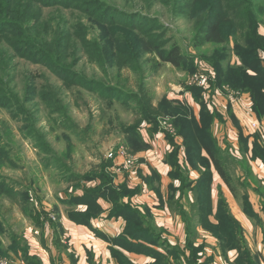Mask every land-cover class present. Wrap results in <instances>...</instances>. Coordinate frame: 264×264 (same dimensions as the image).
<instances>
[{
  "label": "rangeland",
  "instance_id": "obj_1",
  "mask_svg": "<svg viewBox=\"0 0 264 264\" xmlns=\"http://www.w3.org/2000/svg\"><path fill=\"white\" fill-rule=\"evenodd\" d=\"M95 2H99V5L89 12H96L102 4H108L129 14H137L138 17L126 18V22L136 24L138 28H135V31L141 33L139 36L143 35L146 39L152 36L162 48L168 49L172 44H177L184 57L181 66L176 68L169 63L160 62L154 54L129 52L130 46L134 43L133 40L120 43L112 57H106L105 61L99 65L94 60L100 54L95 42L99 41L104 33H109L112 37L111 34L115 32L113 35L123 40H128L130 36L121 25L102 29L98 23V13L86 15L80 12V10H91V5ZM220 2L221 9L209 5L207 0L203 2L196 0H0V184L6 183L8 190L16 194H3L8 192L0 191V220L5 228V231L0 233V239L4 246L10 242V232L21 235L24 240L26 235L31 242H39L40 239L41 229L33 223L34 220L28 212L25 214L21 210L19 196L21 191H27L30 206H34L41 212V219L52 216L57 220V215L52 210L53 199L56 200L57 196L69 189L70 183H73L68 181L70 170L82 174L98 168L102 160H107L105 155L110 148L116 150L122 147L126 153L136 156L124 142V134H126L124 129L136 118L133 110L117 99L116 95L111 96L110 100L102 97L106 96L107 92L103 85H115L117 80L122 79V75L127 76L128 80L133 78L130 69L132 70L131 66H135V61L140 62L146 70L147 85L154 103L162 97L178 100L183 105L194 108L193 114L197 117L200 104L194 99L189 88L199 87L201 101L206 103L203 100V93L204 97L208 92H211L213 96L218 93L219 103L223 102L226 106L225 100L229 98L224 97L221 91L216 89L221 86L215 83L216 72L209 58L222 52L224 48L229 51L228 53L234 50L239 39V29L236 28L234 21L238 19L240 13L251 6L252 10L248 13L249 19L246 23L255 22L251 14L256 13L258 33L264 37V21L258 23L261 16L260 10H257V7L264 2L262 0H221ZM204 3L205 7H203ZM209 8L211 20H217L220 10L227 18L221 24L226 42L218 45L202 43L196 46L197 28L203 21L205 22L203 17ZM120 18L113 14L109 16L110 21L125 20ZM242 21L240 24L243 28L245 20ZM27 36L38 38L35 41L45 50L32 47L26 40ZM50 51L52 56H58L57 60L49 59ZM259 54L264 59V51L260 50ZM232 58H234L232 62L238 60L240 63L236 52L232 53ZM121 60L125 63L120 65L122 70L119 71L116 65H119ZM200 73L207 77L204 87L197 86L194 82L195 75ZM247 94L252 102L250 94ZM214 103L216 104V101ZM208 106L210 112L217 110L222 115L219 109H215L213 102H208ZM226 108L227 106L222 110L225 111ZM163 119L166 123L158 124L157 131L153 135L161 133L166 138L171 136L173 143L169 141V145L173 149L183 145L181 149L183 155L180 157L183 161L185 152L183 137L177 133L170 116H164ZM219 120L214 118L211 124L213 135L218 139L222 138L223 134L221 126L217 127ZM247 124L248 129L245 126L246 133H244L247 138L251 137L253 140L258 135L256 131L258 125L254 122L249 125L248 120ZM87 125L90 126L89 131L82 134V128ZM146 125L149 126L147 123H141L139 132L141 134L143 132L144 136H152ZM250 151L251 145L248 144L246 154ZM139 154L141 156H136L137 159L141 157V162L150 164L146 155ZM242 154L244 155L245 152L242 151ZM48 156H52L51 162L54 163L45 166V158ZM57 157L59 161L56 160V162ZM108 160H111L113 164L114 160ZM134 162L131 168L121 166V170H136L140 163H136V160ZM230 165L234 166V175L240 171L241 166L238 163L231 162ZM192 170L194 168L191 167ZM256 171L262 176L258 169ZM187 172L193 187L196 178L194 179V175ZM168 173H166L167 176H169ZM170 179L172 182L176 180L172 177ZM177 181L180 184V181ZM246 181L248 186L253 185L250 175H247ZM211 184H216L213 182V174L210 186ZM213 190L215 198H218L220 194L224 196L219 185L216 187L214 185ZM187 194L184 200L194 202V190L191 188ZM233 198L234 202L230 203V212L239 224H242L250 247L256 252L260 249L259 252L264 255V230L245 216L241 207L242 199L234 196ZM251 198L257 205V195L254 193ZM61 207L63 206L60 204ZM186 207L185 218L178 211L169 208L170 212L184 219L185 226V238L180 240V245H174L183 248L187 254H190L192 246L200 249L197 259L206 261L207 264H231L236 256L229 260L230 256L227 253L231 250L226 253L221 252L214 235V239L211 240L202 236L201 240L195 241L199 234L196 230L198 226L203 230L199 220L195 222L196 219H194L197 212L196 199L195 204L189 201ZM189 212L194 214V217H191ZM152 219L153 217H150L151 223H153ZM46 224L45 227L52 229L49 222ZM174 229L178 232L177 228ZM159 230L162 235L168 236L165 229ZM174 236L179 240L176 235ZM44 248L47 249V247ZM0 257H6L11 264H21L18 261L22 260L20 255L12 252L6 255L0 254Z\"/></svg>",
  "mask_w": 264,
  "mask_h": 264
},
{
  "label": "trees",
  "instance_id": "obj_2",
  "mask_svg": "<svg viewBox=\"0 0 264 264\" xmlns=\"http://www.w3.org/2000/svg\"><path fill=\"white\" fill-rule=\"evenodd\" d=\"M196 1L203 2L204 0ZM207 1L209 5H214V8H222L221 0ZM262 1L264 2V0ZM98 3L99 2H95L92 4L91 10H80V12L86 15L98 13L97 19L102 29L121 25L130 36L128 40H123L113 35L115 32L111 34L112 37L109 36V33H104L99 41L95 42V46L100 54L99 57L94 58V60L99 65L102 64V61H105L106 57H112L115 48L118 47L120 43L133 40L134 43L130 46L129 52H135V54L139 52V54L145 53L147 55L154 54L160 62L169 63L176 68L181 66L184 57L177 44H172L168 49H165L162 48L161 44L157 43V40L152 36L148 39L143 38V35L139 36L141 33L135 31V28H138L136 24L126 22L131 16L138 17L137 14H129L126 11H121L108 4H102V6L97 8L96 12H89L92 11V9H96L99 5ZM203 7H205V3ZM250 10H252V6L240 13L238 19L234 21L236 28L239 29V39L237 40L238 42L234 50L228 53L229 51L224 48L221 50L222 52L218 51L219 53L210 56L209 60L215 68L216 85H228L233 90L249 93L252 98V110L257 115H263L264 59L260 57L259 53L260 50L264 51V37L258 33L256 13L251 14L255 22L251 24H248V22L246 23L247 19H249L248 13ZM257 10H260L261 16V20L258 21V23H262L264 21V18L262 19V17H264V4H260ZM210 12L211 9L209 8L203 17L205 22L203 21V24L201 23V26L197 28L195 36L196 46L202 43L218 45L226 42V36L221 29V24L222 21L227 18L223 16L220 10L217 20H211ZM111 14L120 16V19L125 18V20L110 21L109 16ZM144 19L151 20L150 18ZM242 20H245L243 28L240 24ZM18 25H20V21H18ZM37 39L33 36L26 37V40L32 47L44 49L35 41ZM233 52L238 54L240 63L231 64ZM104 54L105 56H103ZM57 57V55L52 56L51 51L49 52V59L51 61H53V59L57 60ZM124 63L125 61L121 60L119 65H116L118 67L117 70H122V66L120 65ZM134 64V67L131 66L132 70L130 69L133 78L128 80L127 76L124 77L122 75V79L117 80V85H103L107 92L106 96L103 95L102 97H106L110 100L112 99L111 96L113 97L116 95L117 99L129 105L135 114V120L124 129L126 130V134H124L126 146L134 153L146 150L149 144L144 141L142 134L139 132L140 124H149L147 127L148 132L153 135L157 131L156 129L158 128L159 121L163 119L164 116H170L177 133L183 137V144L185 147V158L182 164H180L178 160L177 146L165 156V161L172 167L168 173L169 176L180 181L176 189L171 188L172 192L179 190L181 195L186 189L192 188L194 190V196L197 201V218H194L196 219L195 222L199 220L202 228L217 238L221 252L226 253L229 250L236 249L237 256L231 264H260L258 254H252L243 240L241 234L242 227L230 212V208L223 195L220 194L218 196L216 209L213 214L215 221L212 222L209 220V216L212 212L210 203V180L213 168L226 184L231 194L236 198L240 197L242 199L241 207L246 216L257 223V225H262L259 214L254 210L249 200L246 179H242L241 176L237 174L234 175L233 166L230 165L231 162L233 163V160L228 161L226 156L225 158L223 157L217 138L213 135L211 127L212 120L214 118L222 120V115L217 111L210 112L208 110L206 103L200 99L199 87L189 88L194 95V99L200 104L199 117L193 114V109L191 107L183 105L178 100H170L167 97H162L157 103H154L153 96L147 85L146 70L142 67L140 62L138 63L135 61ZM57 65L59 66V64ZM89 129V125L82 128V134H86ZM257 138L258 137L255 136L252 141L250 158L254 159L260 157L264 161V146L258 142ZM167 139L173 143V138L171 136H168ZM247 141V136L239 131V148L241 152H247ZM51 159L52 156L45 158V166L54 163L51 162ZM56 160L59 161V158L57 157L55 161ZM110 165H112L111 160L104 159L100 162L98 168L82 174L70 170L68 173L70 177L68 181L73 182L70 183L72 185V193L65 191L67 197L64 199L60 198V201L72 206L84 204L86 208L85 210L68 211V217L76 223L89 225L90 220L96 217L102 210L97 202V199L102 197L111 202L109 216H123L125 218V224L118 239L125 244L126 247L134 249L137 252L146 253L154 258L152 264H207L206 261L203 262L197 259V253L200 249L198 250L192 246L190 254H187L183 248L167 244V240L162 237L161 230L150 222V213L147 211L142 213L131 205L129 201H124L125 196L129 199L139 190L137 187L129 189L125 184H121L117 188L114 187L112 184V175L107 172ZM189 167L196 169L199 173L193 187H191V180L188 177L187 171H189ZM247 171L248 175H251L248 168ZM185 172L187 173L185 174ZM93 180H98L99 183L93 186L86 185L87 181ZM172 185L173 184H170L169 186ZM8 189L6 183L0 184V191L2 193L8 192L3 194H14L12 190ZM76 189H81L82 193L75 195L73 191ZM11 191L12 193H10ZM19 196L21 210L25 214L28 212V215L33 218V223L37 227H43L44 224L49 222V224L54 227V232L56 234L55 242H59L57 236L59 224L56 218L50 216L41 219V212L36 210L34 206H30L27 191H21ZM166 203L168 208L173 209V211H178L183 215V218L186 217L187 213L182 206L174 200L173 193L168 195ZM262 209L264 211V207ZM31 213L33 215H31ZM4 231V224L0 220V233ZM9 239L10 243L7 246H4L0 239V254L6 255L8 252L14 254L20 253V256L26 264H42L36 255L29 254V246L20 235L10 232ZM190 245H192V243ZM158 247L166 249L165 252H160L157 249ZM111 253L118 264H131L130 260L121 251L112 249Z\"/></svg>",
  "mask_w": 264,
  "mask_h": 264
},
{
  "label": "crops",
  "instance_id": "obj_3",
  "mask_svg": "<svg viewBox=\"0 0 264 264\" xmlns=\"http://www.w3.org/2000/svg\"><path fill=\"white\" fill-rule=\"evenodd\" d=\"M233 59L234 58H231V64L238 63V60L236 58L235 59L237 60V62H232ZM216 89H219L224 97L229 98L225 100L227 101V108L225 111L222 109L226 106L223 104V102L219 103L218 101V93L213 96L211 95V92H208L205 97L203 93V100L206 101L207 106L208 102H213V104L215 105V109H219V111L222 112V120L218 121L219 124L217 126H221V131L223 133L221 136L222 138H217L218 145L221 149V154L224 158L226 156L228 158V161L233 160V163L236 162L241 166L240 171H237L236 174L238 176H241L242 179H246L248 175L247 168L250 170L251 181L253 180L251 183L253 185L248 186L247 184V192L254 210L259 214L261 218L262 225H260L259 228L261 230H264V211L262 209L264 207V161L260 157L251 159V152L249 154L245 153L243 155L239 148V131L246 135L245 126L248 129L247 120L249 125H251V122H254L258 125V127L256 128V131L258 132L257 139L258 142L262 146H264V114L257 115L251 109L252 102L247 92L233 90L228 85H223ZM214 101H216V104L214 103ZM195 105L198 107L196 102ZM192 109L194 111V108ZM249 112L250 114H248ZM146 127L148 126L146 125ZM142 137L144 141L149 144V147L146 150L138 151L137 153H135V155L138 157L141 156L139 153H141L142 155L144 154V156L146 155L148 163L150 164H146V162L143 163L141 162V157L137 159L136 156H134L137 163H140L137 166L138 168L136 170H121L120 163L122 162V158L119 157L116 161L113 162L112 165L109 166L107 172L112 175V184L114 187L117 188L121 184H125L129 189L137 187L139 191L133 194L129 199L127 196H125L124 201H129L131 205L140 210L142 213L146 211L149 212L150 216L153 217L152 222L156 223L155 226L157 228L159 227V229H165L166 233L168 232V236L162 235V237L167 240V243L171 245H180V240L185 238L186 235L185 226L183 223L184 219H182L181 216L180 218L178 214L170 212L166 203L167 197L168 195L173 193L174 200L180 206H182L186 213V205L189 204V201L191 204H195V199L194 202L193 200H184V197L186 196L185 194H187V191H190V189H186L181 195L179 190H175L174 192H172L171 190V188L176 189L179 184L177 179L172 182V179H170V177L166 175V173L172 169V167L165 161L166 154L173 149L169 145L170 142L168 141V139L161 133L152 136H144L142 132ZM252 141L253 140L251 137L248 138L249 145H252ZM182 146L183 145L178 146V160L180 164L183 163V161L180 160V157H182L183 155V151H181ZM256 169H258L262 176L257 174ZM189 173L190 175H194V179L199 175L196 169L191 171L190 167ZM212 174L213 182L216 184H211L210 186V203L212 212L209 216V220L214 222V208L216 207L218 200V198H215L214 195V185L215 187L219 185V188L222 190V192H224V197L230 209V203L234 202V198L226 184L213 168ZM96 183H99V181H88L86 185L93 186ZM170 184L173 185L169 186ZM66 191L72 193L71 184L69 185V189H67ZM73 192L75 195L82 193L81 190L77 189ZM254 193L257 195V205L253 203L251 198V195H254ZM66 197L67 195L64 190L62 194L57 196L56 200L53 199L52 210L57 215V222L59 224L57 228V236H59V242H55L56 234L54 230H52L53 227L51 226L52 229H50L48 227H45V225L47 224H44L43 227H39L41 229L39 242H31L29 238L24 235V242L29 246V254L36 255L40 259L42 264H118L117 260L112 256L111 253V250L115 249L121 251L130 260L131 264H152L154 258L147 255L146 253L137 252L134 249L126 247L125 244H123L118 239V236L123 230L125 218L123 216L111 217L108 215L111 208L110 201L102 197H99L97 199V202L101 206L102 210L96 217L90 220V224L88 225L76 223L75 221H72L67 215L68 211L85 210L86 205L78 204L76 206H72L66 203L64 204L60 201V198L64 199ZM60 204L63 207L60 208ZM57 206L59 210L57 209ZM190 215L191 217H194V214L190 213ZM194 218H197V214ZM174 228H177L178 232H176ZM48 229L50 230L48 231ZM243 229L244 228H242L241 234L248 249L252 254H258L260 264H264V255L259 252L260 249L256 252V250H253L250 247ZM196 230L199 234L198 236H196L195 241L201 240L202 236L209 240L214 239L213 235H211L207 231L206 233L205 231H203L204 229H201V227L198 226ZM174 235H176L179 240L176 239ZM20 237L22 238L21 235ZM44 247H47V249H45ZM157 249L162 253H164L166 250L159 247ZM227 254L228 256H230L229 260H232L234 259L233 257L237 256V251L236 249H232ZM15 255H20V253ZM18 262H20L21 264H26L23 259Z\"/></svg>",
  "mask_w": 264,
  "mask_h": 264
},
{
  "label": "built area",
  "instance_id": "obj_4",
  "mask_svg": "<svg viewBox=\"0 0 264 264\" xmlns=\"http://www.w3.org/2000/svg\"><path fill=\"white\" fill-rule=\"evenodd\" d=\"M194 82L197 86L204 87L207 83V77H205L204 74H201V73L196 74L194 77ZM161 122L165 124L166 120L161 119L160 124ZM105 157L107 159H112L114 161H116L119 157L122 158V162L120 163V165L126 168H131L135 164L134 157L126 153L125 149L122 147H119L116 150H114L113 148H110L108 152L106 153ZM0 264H11V262L6 257H0Z\"/></svg>",
  "mask_w": 264,
  "mask_h": 264
}]
</instances>
